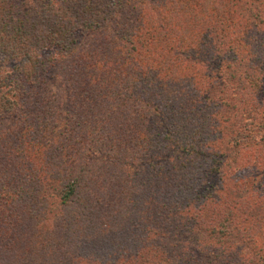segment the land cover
I'll return each mask as SVG.
<instances>
[{
    "label": "rangeland",
    "instance_id": "obj_1",
    "mask_svg": "<svg viewBox=\"0 0 264 264\" xmlns=\"http://www.w3.org/2000/svg\"><path fill=\"white\" fill-rule=\"evenodd\" d=\"M15 1L22 11L33 5ZM239 1L241 9L234 6ZM222 2L236 9L232 19L241 25L250 17L244 3H255L249 29L233 26L232 20L226 24L238 39L239 57L252 67L243 62L233 71L234 80L217 72L221 58L214 60L215 53L223 45L211 41L187 48L184 63L174 66L171 98L159 88L162 80L146 88L142 102H122L130 80L126 68H116L126 51L114 34L116 24H110L114 30L100 28L76 38L74 53L45 82L53 94L39 100V90L32 87L26 117L15 111L0 117V136H6L0 139L5 140L0 185H8L15 199L7 204L0 195V264H264V0ZM215 3L132 0L124 13L134 19L141 9L142 17L154 23L180 18L183 31L171 34L176 41L206 34L196 22L207 8L218 14ZM247 69L254 84L244 79ZM202 73L209 89L197 92ZM235 82L238 91L230 88ZM134 90H141L138 84ZM167 133L170 142L163 140ZM148 139L155 145L149 159L143 151ZM19 142L38 149V157L31 158L29 148L28 157L22 156ZM39 169H45L40 177ZM74 180L78 184L70 188ZM151 183L157 191H169L178 205L194 203L185 212L187 220L206 208L199 210L202 226L187 232L183 217L161 222L159 207L143 199L154 189ZM44 247L57 251L40 255Z\"/></svg>",
    "mask_w": 264,
    "mask_h": 264
},
{
    "label": "trees",
    "instance_id": "obj_2",
    "mask_svg": "<svg viewBox=\"0 0 264 264\" xmlns=\"http://www.w3.org/2000/svg\"><path fill=\"white\" fill-rule=\"evenodd\" d=\"M30 1L33 5H30L28 9L22 11L21 4L18 1L0 0V117L4 114H11L14 111L15 113H21L20 115L22 117H26L32 106V103H28L27 101L31 99L33 95L31 91L32 87L39 90L40 93L35 96V98L39 100L49 94H53L52 89L45 86V82L48 79L51 80L53 78L52 74L59 71L61 63L65 62L70 54L74 53L76 38L89 31L100 28L114 30L110 24H116L114 25L116 28L114 34L122 42L121 50L126 51L123 52L124 58L122 56V59L124 62L122 66L116 68H126L124 72L126 76H129L130 80L129 87L125 93L122 94V102H142L140 98L144 95L146 88L150 90L157 81L161 82L162 80L164 83L161 84L159 88L166 91L167 99L171 98L169 80H171L170 78L173 74L174 66H177L179 63H184L183 60L187 48L195 50L196 48H193V45H200L201 47L210 44L211 41H213L214 44L216 42L217 44L223 45V48H220L222 50H216V59L214 60L221 58V62L217 67V72L223 73V76L224 74L230 76V81V79L235 78V73H233V71L237 72L239 67L243 65L242 63L245 59L239 57V52L236 49V42H238V39H236V37L233 38L231 34H229L228 25L226 26V24L232 20V22H234L233 26L239 29H249L252 26L249 20L252 21L251 17L254 15L253 9L255 7V3H244L246 6H244L243 9H247V5L250 7L248 11L250 17L246 19V23L241 25V23L238 24L232 19V16L236 14V9H233L231 7L232 5L222 2L223 0H216L215 4L217 5L213 11H217L218 14L213 13L207 8V10L202 11L204 15V17H202L203 25L200 24L202 19H198L196 22V24L199 23L200 27H203L202 30H204V27L207 29L206 34H202V36L198 37L197 34L199 33L196 35L192 33L190 36L191 38L184 35L175 41L171 38V34L173 32L176 33L178 30L183 31V29L180 28L183 25L180 18L177 17L173 21V24L171 19L168 20V16L163 18L160 22L154 23L145 20L142 17L144 15V10L140 9L141 12L139 11V16L134 19H128L124 10L126 7H130L132 0ZM254 1L261 3L259 0ZM240 2L241 1H239V4H237V2L234 4L238 9H241ZM189 3L185 4V6L187 7ZM202 8H204V6ZM196 15L197 13H195V16ZM255 19H259V17L256 16ZM260 23L264 24V21H260ZM226 41H228V43H226ZM225 61L231 63L227 64ZM147 63H151L152 65H146ZM96 64H99V62ZM143 64L146 67L145 69H143ZM107 66V69H109V65ZM245 66L248 67V69H252V67L248 66L246 63ZM248 69L244 72V79H248L249 84H254L250 81L251 72H249ZM195 72L194 70L193 73L195 74ZM189 75L191 74H188L187 77L190 80L186 79L190 82L194 81V78ZM199 77L200 79L196 82L200 85L201 89L197 92H203L204 88L208 90L209 88L207 87H209V84H203L205 80H207L206 75L202 73ZM101 81L108 82L109 80L101 78ZM136 84H138V87L141 89L137 93L134 90ZM230 88L238 91L239 83H232ZM111 94V99L116 100L117 92L113 91ZM34 100L37 102L36 99ZM191 104H194L193 99ZM148 107H151L153 111L155 109L151 105ZM193 109L197 108L193 105ZM172 113L179 117L178 110L176 111L174 109ZM163 116H168V113ZM186 129L187 125L185 124L182 133L183 131L186 132ZM3 137L1 135L0 139H4ZM249 137L251 139L253 135H249L248 138ZM198 139L200 138L196 140L198 141ZM163 140L170 142L171 138L168 133L164 136ZM163 140L161 143L164 142ZM2 141L0 145L5 143V140ZM22 144V142H19V153L27 158L28 153H26V151L28 148L30 151V145L27 144L26 146V144ZM187 146L189 145L185 147ZM154 147L155 145H153L152 140L147 143V146L145 145L143 151L146 153L148 159L153 156ZM30 152H32L31 158L38 157L36 156V154L39 153L38 149L31 150ZM193 152H196V150ZM153 167L154 166L150 164L151 171H153ZM43 170L45 171V169ZM43 170L39 169L37 171L39 177L44 174ZM10 172L12 171L10 170ZM27 173L28 171L25 169L22 173V177L24 178V174ZM48 179L49 177L47 179L44 177L43 181L46 183ZM43 181L40 185L42 189L45 188ZM75 181L76 180L72 181L70 184L68 183L70 188L78 184L74 183ZM7 186L8 185H0V195H3V199L8 204L14 202L15 199L12 198L14 195H10L12 191ZM151 187L154 188L155 185L151 183ZM162 188L163 187H160L159 191L154 188L143 197L146 203L150 201L154 203L156 208L159 207L160 214L157 217L161 222L164 220L171 222L170 219L174 217L179 219L183 217L181 220V224L184 221L182 228L187 232H192L198 224L202 226L204 214L200 213L199 210L205 211L206 208L197 210V218L190 216L187 220L185 219L186 215L188 212H191L190 208H192L194 203L187 201L183 205L181 203L178 205V201H176L175 197L171 195L169 191L167 192ZM210 202H212V200H210ZM1 213L2 210L0 211V214ZM215 229L217 228L214 226L212 230L215 231ZM183 245L184 251L187 248L184 243ZM146 247L147 246H144L143 249ZM35 248L36 245L33 249L36 250L38 248ZM43 249L44 250L40 251V255L42 251H44V256L57 251L52 250V253H50L45 247ZM29 250L31 251V248ZM57 253L62 255L65 254V252L61 251ZM140 255L142 256V253ZM30 260L36 261V257L32 255ZM49 264L54 263L50 261ZM140 264H142V261Z\"/></svg>",
    "mask_w": 264,
    "mask_h": 264
}]
</instances>
